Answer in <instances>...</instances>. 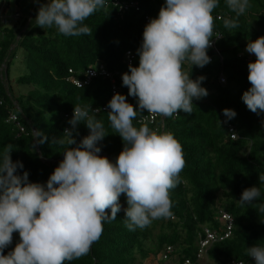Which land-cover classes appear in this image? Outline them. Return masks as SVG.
<instances>
[{
    "label": "trees",
    "instance_id": "trees-1",
    "mask_svg": "<svg viewBox=\"0 0 264 264\" xmlns=\"http://www.w3.org/2000/svg\"><path fill=\"white\" fill-rule=\"evenodd\" d=\"M131 1L135 5L124 12L105 4L83 21L89 32L79 36L66 37L54 27L42 29L35 19L27 21L19 13H15L18 18L14 23L0 30V154L5 147H11L10 158L22 162L30 182L43 184L62 160L63 148L56 140L69 127L72 108L90 105L92 109H101L110 99L107 79L96 77L77 88L67 81L69 77L83 81L86 70L103 65L108 72L117 73L115 83L119 93L135 109V98L129 97L126 86L121 85V73L128 70L123 63L124 54L128 50L136 52L145 18H155L163 0ZM41 2L46 0H37L36 6ZM211 14L212 40L215 39L221 61L216 59V70L210 66L214 61L191 69L192 79L205 77L201 86L207 90V96L192 100L190 114L177 110V115L162 117V123L158 118L148 125L149 128L163 125L162 130L171 132L182 148L184 167L176 187L169 190L171 215L152 220L144 229L129 231L123 211L127 205L121 194V211L115 220L103 224L102 234L89 253L64 264H148L149 257L162 264L159 255L166 247H171L172 254L179 259L195 263L199 234L204 228L222 229L217 215L220 210L233 219L231 235L211 244L201 260L206 258L210 264H253L246 248L264 246V213L257 207L264 203V184L257 180V175L264 173V124H261L264 116L252 113L240 99L250 86L246 65L255 57H222L219 50L245 47L247 41L264 36V0H249V7L239 17L227 8L224 0H219ZM225 18H235L239 26L225 29ZM18 35L16 46L6 59ZM18 53L24 71L13 80L9 73ZM137 63L135 54L131 65ZM69 70L73 73L69 74ZM224 73L226 83L219 85L217 77ZM231 81L233 92L229 89ZM225 108L234 110L235 117L226 120L221 113ZM10 113L17 116L23 132L6 121ZM66 113L69 116L64 118ZM144 114L138 113L133 121L135 126H139ZM95 115L109 133L98 142L100 155L114 159L122 149V141L112 133L106 112L98 110ZM229 128L235 139L230 138ZM32 131L37 138L41 134L47 138L43 144L37 143L38 150ZM76 132L75 139L79 141L88 134V129L80 123ZM251 186L260 189L261 199L241 206L237 200L242 190ZM18 239L13 232L7 249L11 250Z\"/></svg>",
    "mask_w": 264,
    "mask_h": 264
},
{
    "label": "clouds",
    "instance_id": "clouds-1",
    "mask_svg": "<svg viewBox=\"0 0 264 264\" xmlns=\"http://www.w3.org/2000/svg\"><path fill=\"white\" fill-rule=\"evenodd\" d=\"M105 3L46 0L38 5L34 19L42 29L54 27L66 37L79 36L89 32L83 21ZM224 3L235 17L249 7V0ZM218 4L219 0H163L156 17L144 25L135 50L138 63L129 64L121 73V85L135 98V109L120 93L114 92L107 102L109 127L122 141L114 159L100 155L98 142L109 133L96 118L100 109L90 105L72 108L69 127L56 140L63 148V158L43 184L30 182L22 162L10 158L13 149L5 147L0 154V264H64L86 256L100 238L103 224L115 220L121 211V194L127 205L123 211L129 231L171 215L169 190L176 187L184 167L181 145L171 132L162 130L163 125L149 128L140 123L137 127L133 121L144 112L160 119L177 115V110L190 114L192 100L207 96L201 86L205 77L192 79L191 69L210 62L206 53L213 39L211 13ZM223 26L234 29L239 25L235 18H225ZM245 51L255 59L246 65L250 86L240 99L252 113L264 116V36L247 41ZM221 113L226 120L236 115L228 108ZM80 123L88 134L77 141ZM45 139L41 134L37 143L43 144ZM257 180L264 184V173L258 174ZM259 199L260 189L251 186L242 190L237 202L246 206ZM257 207L264 213V203ZM13 232L19 239L4 254ZM246 255L253 264H264V246H248Z\"/></svg>",
    "mask_w": 264,
    "mask_h": 264
},
{
    "label": "built area",
    "instance_id": "built-area-1",
    "mask_svg": "<svg viewBox=\"0 0 264 264\" xmlns=\"http://www.w3.org/2000/svg\"><path fill=\"white\" fill-rule=\"evenodd\" d=\"M105 4H109L115 8H120L122 12L127 11L130 7L135 5L132 3L131 0H106ZM18 18V14H15L13 17V21H5L1 20V23L3 25H11L16 21ZM148 18H145V22H148ZM217 38V37H216ZM136 52L128 50L124 54V60L123 63L128 66L129 64H132L134 58H135ZM210 57V62L208 64H211L214 59H217L218 61H221V57L219 55V51L215 46V39L211 41V46L207 49L206 53ZM69 74H72V71H68ZM115 76H117L116 72L110 73L108 72L103 65H99L97 68L94 69H88L85 72V79L83 81H80L79 79H76L75 77H69L68 82H70L74 87L81 88L82 86L88 85L92 79L96 77H103L104 79H107L109 81V90H110V98L114 92L119 93V90L115 83ZM217 83L219 85H224L226 83V78L224 75L219 74L217 77ZM103 112L109 111V109L106 106L101 107L100 109ZM98 110H96L95 113H97ZM69 116L68 113L64 114V118H67ZM160 118V116L156 115L153 116L152 114H149L145 112L144 116L140 120L141 123H147L148 125H153L154 122ZM7 122L12 123L16 126V128L19 130V132H23V128L18 123V118L14 113H10L7 120ZM231 139H235V135L232 134V128L228 129ZM218 221L221 223L222 229L219 231H211L210 229L204 228L203 233L199 234L198 240H197V253H196V261L199 262L202 259V256L206 249L215 242H220L225 239H228L231 235L232 228H233V219L232 217L227 214L224 211H218ZM9 250L5 248L3 250V253H7ZM159 260L162 264H194L188 259H185L183 261H179L178 259H175L172 254V248L166 247L164 251L161 252L159 255Z\"/></svg>",
    "mask_w": 264,
    "mask_h": 264
},
{
    "label": "rangeland",
    "instance_id": "rangeland-1",
    "mask_svg": "<svg viewBox=\"0 0 264 264\" xmlns=\"http://www.w3.org/2000/svg\"><path fill=\"white\" fill-rule=\"evenodd\" d=\"M37 0H0V30L3 29V27H7L9 25H3L1 23V20L5 21H13V17L15 13H19L22 17L27 18V21H30L31 18H35L37 8L36 6ZM42 3V2H41ZM40 4V3H39ZM222 57H230L233 55H247L251 56L252 54H249L245 51L244 46H239L236 48H230V49H224V51L220 48ZM21 58V53H18L16 58L14 59V62L11 67V71L9 73L10 79H15L18 77L20 74L23 73L24 68L20 62ZM216 59H214V64L210 65L214 70L217 69ZM206 66V65H205ZM209 66V67H210ZM224 77L226 78L225 73L223 74ZM229 89L231 92L234 91V86L233 82H230ZM21 92L24 90L22 88L19 89ZM152 258L149 257V261L146 263L148 264H158L157 261L151 260ZM196 264H210L206 258H203L200 262Z\"/></svg>",
    "mask_w": 264,
    "mask_h": 264
},
{
    "label": "water",
    "instance_id": "water-1",
    "mask_svg": "<svg viewBox=\"0 0 264 264\" xmlns=\"http://www.w3.org/2000/svg\"><path fill=\"white\" fill-rule=\"evenodd\" d=\"M18 39H19V35L16 37V40H15L14 44H13L12 47L10 48V50H9L7 56H6V59H7V57L9 56L11 50L16 46V43H17ZM6 59H5V60H6ZM4 65H5V62H3V64H2V68L4 67ZM4 74H5V71H4ZM6 92H7V90H6ZM160 122L162 123V117H161V119H160ZM32 134H33V142H34L35 148L38 150V145H37V134H36L35 131H32Z\"/></svg>",
    "mask_w": 264,
    "mask_h": 264
}]
</instances>
